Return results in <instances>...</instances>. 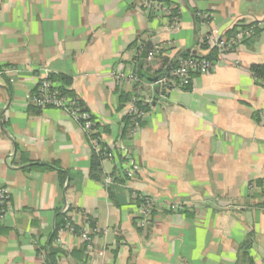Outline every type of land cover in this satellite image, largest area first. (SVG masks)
I'll return each instance as SVG.
<instances>
[{
  "label": "crops",
  "instance_id": "1",
  "mask_svg": "<svg viewBox=\"0 0 264 264\" xmlns=\"http://www.w3.org/2000/svg\"><path fill=\"white\" fill-rule=\"evenodd\" d=\"M167 1L178 10L176 25L140 0H0V188L10 199L0 219V264H43L38 249L65 208L79 225L91 220L92 241L87 250L65 233L57 264H236L248 232L249 255L264 264V191L256 184L264 178V83L249 70L264 63V25L218 57L214 70L194 76L190 89L153 103L135 138L118 137L127 98H153L150 82L121 84L112 75L131 67L134 43L170 41L165 58L203 54L197 33L221 36L235 24L264 22V0ZM194 11L209 12V26ZM163 61L143 68L154 74ZM43 72L67 76L104 143H121L118 153L137 166L112 184L113 198L106 179L123 160L104 158L101 180L89 176L91 146L80 125L64 110L30 104ZM131 191L159 206L145 229L134 223ZM175 202L185 210L162 208Z\"/></svg>",
  "mask_w": 264,
  "mask_h": 264
},
{
  "label": "trees",
  "instance_id": "2",
  "mask_svg": "<svg viewBox=\"0 0 264 264\" xmlns=\"http://www.w3.org/2000/svg\"><path fill=\"white\" fill-rule=\"evenodd\" d=\"M163 1V0H161ZM166 2V4L168 5L170 11L169 14L167 15L166 19H170L173 20V18H178V10L176 7H173L172 4L167 1L164 0ZM200 13H208L209 12H197L195 13L194 11V17L197 21V23H201V19H200ZM154 16V15H153ZM211 19V17H210ZM209 19V21H210ZM208 21V23H209ZM261 25V26H259ZM264 25L263 21H256V22H252L250 24H235V26H233L231 29L227 30L223 35H221L222 40L227 42L233 38H235V35L237 32H239L240 30H244V31H250V35L247 37H244L243 39L239 40L237 43H235V45H232V49L231 51H234L235 48L239 45V43L245 42L253 37L256 36V34L258 33V31L260 30V28ZM208 33H204V34H199L197 33V40L196 42L198 43V45L200 46V50L201 51H206V53H199V52H192L191 50H187L184 52H181L178 56H172L171 58H165L163 56V53L166 52L165 48H158L155 51V54L153 55V59H158L161 58V60L163 59L164 61L161 64V68L159 70H157V72H155L154 74L151 73L149 74L145 68H143L146 64V57L148 55V53L153 49V45H151L150 43H148L147 41H139L140 43H134V55L131 59V67L133 69L134 74L137 76L138 81L136 84H139L142 81H147L150 82V84H152L153 86V98L152 101H146L143 99H139L137 98L136 102H135V106L137 108V110L140 112V115L143 114L145 111H147L148 108H150L152 106L153 103H155L157 100L161 99L162 97L165 96V93L167 92L165 89H163V86L160 84L156 83L157 79H165L167 82H169L170 79H172V77L170 76V71H172L174 68L177 67V58H181L183 60H189L192 58H204L205 60L211 62V64L215 65L217 58L219 57V53H218V49L215 46H212L209 44L208 42ZM141 44V45H140ZM137 45H140L137 47ZM137 50V51H136ZM230 51V52H231ZM229 53V52H228ZM149 63V62H148ZM251 74L254 76L255 81H259L263 84L264 82V63H257V64H251L250 68H249ZM210 71H202V70H190V79L188 81L187 84L183 85L181 88L178 89H190V85H191V80L194 76L202 74V73H207ZM49 80L52 82V88L53 89H57L59 90L62 94H66L69 96H75L72 91L68 88V86L70 85V79L67 76H63V75H51L49 74ZM131 99V95L127 98V101H129ZM36 108V107H35ZM39 109V108H37ZM264 111V110H263ZM262 112V111H261ZM260 114V115H259ZM91 117L93 119V125H92V129H93V134L94 136L100 137L101 135L100 133L96 130L98 128V123L95 121L93 115L91 114ZM258 117H260V119H264L261 116V113L258 112ZM133 120L139 122L140 127H141V123H142V118L141 117H134L130 114H124L122 117V123H123V128L121 129V132L119 133L118 137L125 141L128 138V133L129 131L132 129L133 127ZM102 139V138H101ZM129 139V138H128ZM103 141V140H102ZM106 146L107 149L105 148ZM118 147L116 144H114L113 146H109L106 145V143H104L103 141V145H101V148L99 150H96L95 148L91 147V156H90V170H89V176L92 179L95 180H101L100 174H102V169H101V161L104 158H117L118 161H122L124 160V157H122L119 153H118ZM119 166L117 169V173L116 175L113 174L112 175V181L106 186L108 192H109V196L111 198H113V192L111 190L112 184L115 182H123L124 179L129 178L126 173L123 171L122 166H121V162L119 163ZM48 167H53V168H57L59 171H61V169L59 168V166L57 165H48ZM256 184L260 185L262 187V190L264 191V178L257 180ZM131 201L134 204V206H136L137 208L140 207H148L149 212H150V225L146 226L145 228L151 226L153 220H154V216L157 213L156 210L157 208H159L158 204L156 203V201L148 196L142 195L137 191H131ZM173 204V203H170ZM179 204V203H176ZM180 209H178V212H183L185 210V207L182 204H179ZM168 205H163L162 208L164 210H167L169 212H172L170 209L167 208ZM69 209V208H67ZM66 209V210H67ZM176 212V211H173ZM5 215V214H4ZM4 217V216H3ZM3 217H0V219H2ZM142 218V214L141 213H137L136 211V216L134 218V223L136 225V227L138 229H145L142 228L138 225V220ZM67 218H66V211H62L58 214L57 219L54 223V231L51 235V239L48 243V246L42 248L40 247L38 249V253L43 254L44 257V264H57V257L59 255H62L63 250H60L59 248L55 247L53 245V240L56 238L58 230H60L65 223L67 222ZM72 224L74 225L75 229L78 230L82 225L77 224L75 221H72ZM89 226H93L91 220L89 219ZM246 237L243 239V241L240 243L237 253H238V261L236 264H240L241 260L245 261L247 264H254L253 262V258H251V256L249 255V248L252 245L253 242V233L252 232H248L246 235ZM85 245V244H84ZM83 245V247H84Z\"/></svg>",
  "mask_w": 264,
  "mask_h": 264
},
{
  "label": "built area",
  "instance_id": "3",
  "mask_svg": "<svg viewBox=\"0 0 264 264\" xmlns=\"http://www.w3.org/2000/svg\"><path fill=\"white\" fill-rule=\"evenodd\" d=\"M141 6L144 10L150 11L154 16L166 18L169 14V7L165 1H156V0H140ZM210 14L200 13L201 23L205 26H209ZM173 25H176L177 18H173ZM261 26V25H259ZM250 31L240 30L236 33L235 38L225 42L222 40L221 36H216L208 34V42L210 45L215 46L218 49L219 57L222 59V56L231 51L232 45H235L239 40L244 37L249 36ZM141 45V44H140ZM140 45H137L140 46ZM172 42H165L160 45H153L152 51H150L146 57V61L149 62L153 59V55L158 48H170ZM137 51V50H136ZM177 67L170 71V76L172 79L167 82L165 79H157L156 83L163 86V89L170 91L172 89L181 88L183 85L187 84L190 79V70H202V71H212L214 70V65L211 62L205 60L204 58H192L189 60H183L177 58ZM3 70H0L2 73ZM114 78H117L121 84H136L138 81L137 76L134 74L132 67L128 70L123 71L120 69H114L112 71ZM49 74L43 72V74L38 77L35 90L32 93L30 104L36 108H58L67 112L81 127L85 135L87 136L90 146L99 150L103 141L100 137L94 136L93 134V119L91 117V112L87 109L85 104L77 96H69L62 94L59 90L52 88V82L49 80ZM264 83V82H263ZM137 98L132 96L128 102V107L126 108L124 114H130L134 117H141L140 112L135 106ZM261 116L264 118V111L261 112ZM133 127L128 133V138H135L140 132L141 127L139 122L133 120ZM108 146L105 148L107 149ZM117 147L122 148L121 143ZM108 150V149H107ZM124 160L121 162L123 171L128 177H133L137 166L135 163L127 158V155L123 154ZM107 182H111V178L106 179ZM174 209H180L179 204H170ZM10 209V199L8 192L4 188H0V217H3L4 214ZM65 208L66 218L68 219L65 225L58 230L56 238L53 240V245L60 250L65 248V241L63 240V235L65 233L73 235L80 239V241L85 244L86 249L91 248V235L92 227L89 226V220L85 221L84 226L82 225L78 230L75 229L72 221L74 219L69 214ZM137 213L142 214V218L138 220V225L142 228L150 225V212L148 207L137 208ZM94 230V229H93ZM61 256V255H59ZM44 264V263H43Z\"/></svg>",
  "mask_w": 264,
  "mask_h": 264
},
{
  "label": "rangeland",
  "instance_id": "4",
  "mask_svg": "<svg viewBox=\"0 0 264 264\" xmlns=\"http://www.w3.org/2000/svg\"><path fill=\"white\" fill-rule=\"evenodd\" d=\"M177 202H175V203H173V204H176ZM168 206H167V208L168 209H170L172 212L173 211H176V212H178V208L177 209H174L170 204H167Z\"/></svg>",
  "mask_w": 264,
  "mask_h": 264
}]
</instances>
